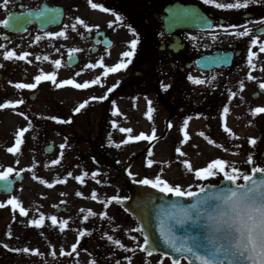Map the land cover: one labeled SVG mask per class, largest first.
<instances>
[{
	"label": "rangeland",
	"instance_id": "rangeland-1",
	"mask_svg": "<svg viewBox=\"0 0 264 264\" xmlns=\"http://www.w3.org/2000/svg\"><path fill=\"white\" fill-rule=\"evenodd\" d=\"M193 1L202 3L205 10L231 21L246 12L259 13L258 19L253 21H240L211 32H189L183 36L187 48L180 58L190 56L189 59H192L217 48L240 47L244 56L233 68L207 74L196 70L179 72L170 68L168 61L162 63L157 57L153 58L155 52L159 57L160 39L153 47V37L145 34L151 33L143 24L150 12L149 0H93L109 9L107 12L93 9L88 0H9L6 7L3 0H0V21L8 13L18 11L19 6L26 10L37 9L44 2L52 6H63L66 15L62 26L47 32L66 31L67 37L48 38L45 32L33 27L24 35L12 36L3 41L1 37L4 30L0 25V45H4L7 50H15L17 54L24 51L31 54L25 61H5L3 49H0V64L4 65L0 67V103L8 100L24 101L14 109H0V170L6 171L8 167H13L15 171L10 177L17 172L25 175L24 182L17 186L13 195L0 196V203L5 204V207L0 208V264H92V261L95 264H129V261L131 264H172L167 258L142 253L140 249L143 238L137 231L138 225L120 209L116 201L107 203L113 196L119 199L127 196V189L119 172L129 166L127 175L134 182L162 175L173 186L187 188L200 183H218L222 176L217 175L206 182L198 181L194 173L184 170L182 165L185 160L191 162L193 169L205 167L217 158L248 173L253 166H264V113L252 115L256 107H264V94L257 99L252 98V94L259 89V83L264 82V71L260 70L264 68V52L251 45L252 37L257 36L255 30L264 27V24L258 23L264 20V5H250L246 10H222L205 4L204 0ZM156 3H152V9ZM116 16L121 19L117 20ZM77 18L83 19L92 27V31L89 32L80 25L75 30L72 29L70 26L77 23ZM233 25L237 27L233 28ZM243 25L252 30L251 36L238 37L225 32V29L229 33L243 30ZM99 30L106 32L113 45L110 48H99L93 54V45L85 36ZM37 36L41 37L39 41L36 40ZM260 37L261 43H264V35ZM136 38L139 43L135 55L124 58L131 59L125 69L104 78L102 68L86 67L89 63H97L101 58L106 66H114L121 61L124 51L131 50L130 41ZM70 48L81 49L74 53L78 55L80 62L73 68L65 65ZM249 48L257 53L253 61L256 64L255 70L247 62ZM37 56L41 59L37 60ZM44 56L49 59L44 60ZM56 59L62 61L60 68L52 63ZM145 61L151 62L147 72L152 76L155 73L152 70L158 69L161 73L160 82L156 87L134 91V73L141 69ZM53 71L57 73V84L65 79L83 83L100 76L102 86L90 85L87 89H75L72 86L57 87L51 81H42L33 101L29 96L37 89L21 90L15 87L18 82L32 83L35 82V75ZM78 72L81 73L79 76L76 75ZM249 73L256 79L250 81ZM189 75L204 80L205 83L194 84L188 79ZM241 82L245 84L243 91L239 88ZM115 84L118 87L108 93L107 89ZM163 85L171 87L165 90ZM232 91L237 93L235 98L230 95ZM102 95H107L108 99H92ZM85 100L89 103L79 113H75L74 109ZM150 106L153 109L151 120L147 115ZM224 107L229 108L227 115L223 113ZM117 108L120 114L113 116ZM20 112L28 119L21 116ZM50 117L71 119L72 123H58ZM186 119H189V124L184 129L183 122ZM114 120L118 125L116 128L112 126ZM29 122L32 128L25 133L21 151L9 153L7 148L15 147L16 134L21 128L27 127ZM167 124H171L169 129ZM225 124L238 139H233L224 131ZM119 127L131 128L133 132L120 133ZM154 128L158 136L155 142H122L128 135H151ZM184 131L189 134L186 142ZM201 132L205 135L201 136ZM250 138L257 140L255 146L249 143ZM209 139L216 144L209 143ZM61 144L66 145L63 159L59 165H53L51 162L60 158ZM117 144L120 146L117 147ZM49 145L54 147L52 154L44 153L45 147ZM178 147L186 155L178 154ZM149 152L152 153L151 156H148ZM250 155L254 157L255 165L247 163ZM148 159L154 161L151 167L147 166ZM85 171L89 176L81 184L75 177ZM129 171L132 175H129ZM68 172L72 173L71 177L67 175ZM94 172L100 173L95 180L91 175ZM41 179L53 186L41 184ZM57 179L67 182L56 183ZM93 190L97 193L96 200L91 199ZM78 191L84 195L77 196ZM12 196L17 197L21 206L28 211L27 217L20 216L18 209L13 212L12 206L7 204ZM58 207L61 211L66 209V212L56 213ZM81 209H91L97 216L84 221L83 216L87 212L82 213ZM102 212H107L106 218L100 217ZM41 213L45 216V222L42 228L37 229L30 221L38 219ZM52 215L58 217L56 226L51 224ZM64 219L69 220V225L61 232L59 223ZM85 230L90 235L79 237L78 233ZM9 232L12 233L11 237L8 236ZM106 235L119 239L130 251L116 247L107 241ZM4 243L10 245V248L28 247L31 251L13 252L3 248ZM74 244L77 248L72 252ZM53 252L55 256L52 255ZM68 252L72 254H64Z\"/></svg>",
	"mask_w": 264,
	"mask_h": 264
},
{
	"label": "snow or ice",
	"instance_id": "snow-or-ice-1",
	"mask_svg": "<svg viewBox=\"0 0 264 264\" xmlns=\"http://www.w3.org/2000/svg\"><path fill=\"white\" fill-rule=\"evenodd\" d=\"M9 0H3L4 6L6 7ZM91 7L93 9H100L104 12L109 11V9L105 8L100 3H95L93 0H88ZM205 4L213 5L217 9H228V10H240V9H248L250 5H264V0H235V2H217V0H204ZM46 11H55L52 9H45ZM43 14V13H41ZM115 15V13H113ZM54 18V17H53ZM117 20H120L121 17L116 16ZM258 23L264 24V20L258 21ZM10 24L8 19H4L0 21V25L7 28ZM77 25L83 26L84 29L91 32L92 27H90L83 19L77 18V23L72 24L70 27L72 29H76ZM236 28V25L232 26ZM243 30H236L232 32H228L225 29L227 34L238 36V37H249L252 34V30L247 26H241ZM45 36L48 38L52 37H66V31L60 32H45ZM7 39V37H5ZM41 39L40 36L36 37V40L39 41ZM139 43V39H132L130 41V49L124 51L121 54V61L116 63L114 66H106L103 58H101L97 63H89L87 64L88 69H95L100 67L103 69V77L106 78L110 74H114L119 72L122 69L127 67V64L131 63V58L135 55V49ZM252 47H258L260 52H264V43H261L260 36H254L251 39ZM0 49H3V59L5 61L17 60V61H25L31 55L29 52L24 51L21 54H17L15 50H7L4 45H0ZM79 48H70L68 50V60L71 61L74 59V53L80 52ZM257 57V53L252 51V48H249L247 55L248 65L255 70L256 64L253 62L254 58ZM37 60H40L41 57L37 56ZM44 60H48V56L43 57ZM31 63V61H28ZM52 63L56 66V68H60L62 61L60 59H56L52 61ZM3 64H0V67H3ZM264 71V68L260 69ZM81 73H76L79 76ZM188 79L191 80L194 84H204L205 81L201 79H197L188 76ZM215 79V77H213ZM248 79L255 80L256 78L249 73ZM34 81L32 83H23L18 82L15 84L17 89L21 90H35L38 85L41 84L42 81H51L53 84H56L57 87L64 86H72L75 89H87L91 86L101 85V77L96 76L94 79L89 81H85L83 83H78L75 79H65L59 84H57V73L55 71L37 74L34 77ZM102 86V85H101ZM259 88L264 90V82L259 83ZM118 87V84L112 85L107 89L108 93H111ZM164 89L167 90L170 85H163ZM241 91L244 90L245 84L241 82L239 85ZM231 97L235 98L237 93L235 91L230 92ZM93 100H106L108 99L107 95H102L99 97H92ZM23 100L11 101L8 100L4 103H0V109H8V108H16L17 105L23 104ZM89 103V101L85 100L80 103L74 109L75 113H79L81 109L85 108V106ZM152 111L151 106L148 110V118L152 119ZM223 113L227 115L229 113V108L224 107ZM264 113V107H256L252 115L255 116L257 114ZM21 116H25L23 112L19 113ZM119 109L117 108L113 112V116H118ZM27 120V116H25ZM50 119L57 120L58 123H72L71 119L61 120L58 117H50ZM191 119V118H189ZM189 119L184 120L183 128L187 129L189 124ZM113 128L118 127L116 121L112 122ZM171 127V124H169ZM32 128L31 123L29 122L27 127L21 128L20 131L16 134L15 137V147H8L7 151L9 153H19L21 151V145L24 143L25 133L29 132ZM224 131L228 133L233 139H238L236 137L233 130L224 125ZM120 133H132L133 129L119 127ZM201 136L205 134L203 132L199 133ZM111 139V138H109ZM157 132L154 128L152 130L151 135H147L141 133L139 135H128L126 139L122 142L124 144H128L130 141H154L157 140ZM189 139V134L187 131H184V141L186 142ZM209 143L216 144L214 140L209 139ZM249 143L252 146L257 144V140L255 138H250ZM117 147L120 145L117 144ZM223 147L222 145H219ZM60 148V158L53 160L51 163L53 165H59L61 159L64 156V149L66 148L65 144L59 145ZM176 152L181 156L186 155L182 151L181 148H176ZM152 153L149 152L148 156H151ZM247 163L249 165H255V160L253 156H248ZM154 164L152 159L147 160V166L151 167ZM183 168L185 171L189 173H194L195 178L198 181H209L210 179L216 177L217 175L222 176V185H213L200 183L197 185H189L187 188H183L180 185L173 186L166 179L162 178V175H157L155 178H144L138 181L139 184L150 186L153 189L158 190L159 192L169 195L171 198H174V202L171 204L172 212L166 213L165 218L161 220L159 227V236L162 239L163 243L171 248L174 252L179 255V259H174L172 264H181V259L187 260V264H264V166H253L251 167L250 173L243 172L241 169L236 166L230 164L228 161H225L222 158H217L212 160L207 166L202 167L200 169H193V166L190 161H183ZM31 171V169H27ZM15 169L13 167H8L6 171L0 170V181L5 182L6 187H10L9 177L13 174ZM19 176V172L16 173ZM67 175L69 177L72 176L71 172H68ZM92 179H96L97 176L100 175L99 172H94L91 174ZM129 175H132L131 171H129ZM89 176L87 171L83 172L82 175H78L75 177L77 181L81 184L85 182V178ZM37 177H34V179ZM243 181L242 183L240 181ZM66 180L57 179L56 183H66ZM41 184H46L48 187H52L47 180H40ZM196 188L197 190H193ZM63 195V193H62ZM77 196H83L84 193L78 191L76 193ZM91 199H97V193L95 190L91 193ZM187 200L189 201L186 205L179 204L175 201ZM112 201L120 202L119 197L113 196L110 201L107 203H111ZM101 203H104L103 201ZM8 205L12 206L13 212L17 209L19 211V215L23 217H27L29 215L28 211L25 207L21 206V202L17 197L12 196L11 199L7 201ZM5 207V204L0 203V208ZM82 213L87 212L86 215L83 216L84 221H87L90 217L97 216V213L92 211L91 209H81ZM101 218L107 217V212H102L99 214ZM51 224L56 226L58 224V217L56 215H52L50 217ZM45 216L41 213L38 219H32L30 224L37 229H40L44 226ZM69 225V220L64 219L62 223H59V230L63 232L67 226ZM185 225L198 226L203 231L199 236L185 235L179 236L177 235V229H183ZM137 231L141 232L144 236L143 244L141 245L142 250H148L149 245H152L154 249L156 246V242L150 241L145 229L143 227L137 229ZM79 237H84L86 235H90L89 232L80 231L78 233ZM8 236L11 237L12 233L9 232ZM107 241L111 242L116 247L123 249L125 251H130V249H126L125 245L119 240L115 239L112 235H106ZM135 240L136 238L133 237ZM5 249H10L13 252L17 253H30V249L28 247L23 248H10V245L4 243L2 245ZM77 245L72 246V252H75ZM72 252L64 253L65 255H71ZM38 254V252H37ZM55 256V252L52 253ZM148 255H152V251H148ZM92 264H95V261H92ZM131 264V261H129Z\"/></svg>",
	"mask_w": 264,
	"mask_h": 264
},
{
	"label": "water",
	"instance_id": "water-1",
	"mask_svg": "<svg viewBox=\"0 0 264 264\" xmlns=\"http://www.w3.org/2000/svg\"><path fill=\"white\" fill-rule=\"evenodd\" d=\"M45 9H52L55 11H46ZM165 12L168 15V17L165 18V30L168 33H172L174 30L208 31L213 28V20L206 16L197 6L176 3L167 7ZM63 17L64 9L62 7H49L47 4L43 3L38 11L28 10L22 13H10L6 18L10 21V24L7 28L3 27L5 31L11 34H24L30 26L34 25L41 31H46L51 27L61 25ZM243 17L253 16L245 15ZM257 33H264V29L257 31ZM106 41L104 45L110 46L111 43L107 39ZM95 42L97 43L98 41L95 40ZM233 58L234 54L232 52L215 51L212 55H207L198 59L196 65L202 71H210L215 68L230 67ZM77 61V58L74 57L73 60L68 61V65L73 66ZM47 152L51 153L52 149ZM121 176L127 183L129 196L125 199H121L118 205L135 219L139 228L143 227L145 229L150 241L156 242L154 249L150 244L148 250L141 249V251L147 255L148 251H152V255H162L165 258H169L171 262L174 259H179V255L165 245L159 236L160 222L165 218L166 213L173 211L171 204L174 202V198L150 186L134 184L123 172ZM9 180L10 187H6L4 181H0V194H11L16 183L23 180V176L19 175L13 179L9 178ZM220 185H222V182ZM175 202L186 205L189 201L180 200ZM202 231L203 229L198 226L185 225L183 229H177V235L199 236ZM182 260L183 259H181V261Z\"/></svg>",
	"mask_w": 264,
	"mask_h": 264
},
{
	"label": "flooded vegetation",
	"instance_id": "flooded-vegetation-1",
	"mask_svg": "<svg viewBox=\"0 0 264 264\" xmlns=\"http://www.w3.org/2000/svg\"><path fill=\"white\" fill-rule=\"evenodd\" d=\"M176 1L177 0H175V1H173V0H167V1L159 0V2H157V1L149 0V3H151V5H152V3H156V2L157 3L153 9H152V6L150 5L149 15L146 16L143 24L149 29V31H151V33H149V34H150V36L153 37L152 38L153 39V42H152L153 47L155 46L158 39H160L159 47L162 44L165 47V49L160 52L159 57H158V53L155 52L153 55V58L157 57L160 60V62H165L167 60H171L170 67L175 71L182 72L181 68L185 69V66L180 65V64L184 63L187 60H185V58L184 59L179 58L180 54L182 52L176 54L170 49V46H172L174 44L173 36H167L166 34H164V32L161 29V27H162L161 15H163L164 7L168 4H172ZM181 2L198 4L201 7L200 3L193 1V0H181ZM146 5H148V4H146ZM214 19L216 21H218L217 16L216 17L214 16ZM177 35L182 38V32H178ZM99 47H101V45ZM150 55L152 56V53ZM240 60H242V57L237 59V62ZM150 67H151L150 62L145 61V63H143L141 65V69H139V71H135L134 74H135V81L136 82L132 83L133 90L141 91V90H145L151 86L156 87L157 84L160 82L159 77H160L161 73L158 72V69L155 71L152 70V72H155V73H153L154 75L152 76L150 72H147L148 68H150ZM193 67L194 66H192V68ZM154 68H155V66H154ZM183 72H185V71L183 70ZM128 79L130 80V75H129Z\"/></svg>",
	"mask_w": 264,
	"mask_h": 264
}]
</instances>
